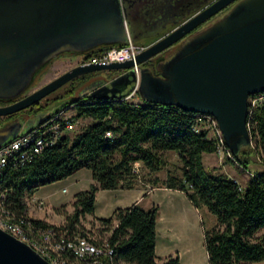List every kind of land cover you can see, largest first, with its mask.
<instances>
[{
  "label": "water",
  "instance_id": "water-1",
  "mask_svg": "<svg viewBox=\"0 0 264 264\" xmlns=\"http://www.w3.org/2000/svg\"><path fill=\"white\" fill-rule=\"evenodd\" d=\"M201 1L207 0H0V98H17L0 105V116L31 106L82 74L116 69L122 72L95 81L81 94L106 98L137 85L146 101L211 113L239 157L252 148L248 97L264 92V0H212L185 16ZM129 21L141 36L180 22L135 58L78 63L24 94L36 73L60 53L126 41ZM37 120H44L43 115ZM27 126L19 118L5 122L0 146L31 128L22 129ZM0 264L52 263L0 227Z\"/></svg>",
  "mask_w": 264,
  "mask_h": 264
},
{
  "label": "trees",
  "instance_id": "trees-1",
  "mask_svg": "<svg viewBox=\"0 0 264 264\" xmlns=\"http://www.w3.org/2000/svg\"><path fill=\"white\" fill-rule=\"evenodd\" d=\"M180 21L168 25L158 37ZM127 42L128 39L96 46L87 51L86 57ZM120 72L101 69L89 72L88 76L98 81ZM84 77L73 78L62 92L52 97L45 107L49 104L53 107H49L43 118L60 109L72 108L74 120L90 117L91 121L74 134L70 131L61 134L56 142L44 146L26 164L17 166L11 162L4 169L1 177L6 191L4 203L15 219H23L26 226L34 228L51 226L70 233L86 234L90 230L82 224V218L94 213L99 189L131 188L140 178L150 174L148 180L152 184L183 189L196 206H205L216 214L215 225L208 228L203 223L204 245L210 264L262 261L264 169L252 171L245 184L227 174L211 172L204 163L203 153L217 151V140L210 135L209 122L205 118L199 119L196 112L174 104L146 101L138 91L137 98H125L131 89L123 95L106 98L81 94L79 85ZM248 121L255 146L242 150L239 157L234 154V158H226L234 159L246 168L252 150L264 155V102L252 109ZM167 151H174L181 164L170 167ZM137 161L147 169L146 174L139 176L134 170ZM83 167L91 170L94 181L89 188L76 192L74 209L66 211L64 222L53 224L29 216L27 197L40 186L67 177ZM163 168H167L166 178L154 175ZM158 208L156 204L144 208L133 203L117 207L108 217H99L104 229L110 232L107 238L113 253H100L80 261V264H181L179 255H169L161 263L156 260Z\"/></svg>",
  "mask_w": 264,
  "mask_h": 264
},
{
  "label": "built area",
  "instance_id": "built-area-1",
  "mask_svg": "<svg viewBox=\"0 0 264 264\" xmlns=\"http://www.w3.org/2000/svg\"><path fill=\"white\" fill-rule=\"evenodd\" d=\"M144 47L145 45L134 42L129 36L127 43L120 46H111L86 59L81 58L79 63L123 61L135 58L136 54ZM135 69L137 74H139L137 65H135ZM136 92L137 85L124 97L133 99ZM248 102L249 116L256 105L264 102V92H256L249 95ZM196 114L199 119L205 118L209 122L210 135L217 140L216 152L220 156L227 153L229 156L234 157L225 142L217 118L207 112H196ZM77 122L78 120H74L68 110L63 108L47 116L29 130L20 132L12 140L0 146V227L28 242L52 264H80V261L95 257L100 253L112 254L113 248L107 238L110 233L109 230L104 229V225L100 224L97 227L103 229L104 235L98 236L90 229L86 234H82L58 230L51 226L45 228H34L32 225L26 226L25 221L23 219H15V215L5 205L6 191L2 187L1 177L9 163L12 162L20 166L31 161L42 151L44 146L56 142L61 134L74 129ZM247 122L249 126V121L247 120ZM134 170L136 172L139 170L136 164ZM235 180L238 179L235 178ZM35 202L40 208L44 205L42 199H35ZM29 216L31 215L29 214Z\"/></svg>",
  "mask_w": 264,
  "mask_h": 264
},
{
  "label": "crops",
  "instance_id": "crops-1",
  "mask_svg": "<svg viewBox=\"0 0 264 264\" xmlns=\"http://www.w3.org/2000/svg\"><path fill=\"white\" fill-rule=\"evenodd\" d=\"M169 152L170 151L166 152L167 156ZM214 152L217 155V152ZM168 160L170 162L169 166L172 167L174 162L169 156ZM175 164L180 165L181 162L178 161ZM136 165L139 169V176L141 174H146L147 169L142 166L140 161H137ZM248 170L251 169L248 168ZM258 170L259 169H253V171ZM80 171L81 168L67 176L69 178L74 175L71 184L63 185L61 190L63 192H69L70 190L71 194L69 195L70 197L68 196L61 202L59 201L60 203H54L56 200L54 197L55 195L48 188H45L44 185L36 190L31 196V203L35 204V199H42L45 207H49L47 210L48 217L41 215L39 218L48 220L51 212H54V208L62 204H66L64 206L66 211H72L76 192L86 189L94 181L91 172L86 171V174L81 175ZM154 175L159 176L161 179L166 178L167 168L159 170ZM227 175L241 180L235 173ZM243 176L248 180L249 176L245 170ZM85 177H88V180L81 186L80 181ZM150 177V174H147L145 177L140 178L139 182L131 188L99 189L96 195L95 211L93 214H87L88 218L94 219L95 222L99 220V217L110 216L117 207H126L133 203H139L144 208H150L152 205L156 204L159 207L157 215L156 260L161 263L169 255H179L181 264H210L207 251L205 250V252H202L200 245L197 242L195 243L193 239L194 232L198 233L199 230L203 231L205 213L208 214L210 210L205 206H196L183 189L169 187L163 184L154 185L148 180ZM98 206L99 213L97 212ZM210 215L211 223L215 225L217 219L212 216V214ZM246 264H264V259L260 262Z\"/></svg>",
  "mask_w": 264,
  "mask_h": 264
},
{
  "label": "rangeland",
  "instance_id": "rangeland-1",
  "mask_svg": "<svg viewBox=\"0 0 264 264\" xmlns=\"http://www.w3.org/2000/svg\"><path fill=\"white\" fill-rule=\"evenodd\" d=\"M203 3H204V1H201L197 6H193L192 9L190 10V12H188L185 16H189V14L192 13L194 9H196L198 6H201ZM172 24H170L168 27H170ZM167 28L154 27L151 31V34L146 35V36H141L138 34V31L135 28L134 24L130 21L128 23L129 34H130V37L132 38V40L136 43H140L143 45L148 44L152 40L155 41L156 40L155 38L158 37L160 34H162ZM175 47H176V45L172 46L170 49L165 51L164 54L167 55ZM81 58L82 57H80L76 54H71V53L55 56L51 61H49L46 65H44L36 73L34 79L32 80V82L30 84V86L26 89V91L24 93L26 94V93L34 90L35 88L46 83L47 81H49L53 77L57 76L58 74H60L64 70L70 68L71 66H73L75 64H78ZM68 82L63 84L58 89L52 91L48 95H46L42 99L41 102L42 103L48 102L56 94L62 92V90L68 85ZM81 85H82V83L79 85V88H81ZM135 98H137V96H135ZM68 113L73 114L74 109H72V108L69 109ZM37 121L38 120L36 118L28 120V126L23 127L22 129H24V130L29 129L30 127L36 125ZM90 121H91L90 117H84V118L82 117V118L78 119V122H77L75 128L70 131V134H74L76 131L80 130L84 124H86ZM254 146H255V142L252 139V148ZM168 156L174 162L172 166L177 165L175 163L180 161L178 159L177 154L174 151H170ZM228 156H229V154H227V153H226V155L224 154L223 156H220L218 153L216 155L215 152H205L204 153V161H205L207 168L215 174H229V175H232L233 173L237 174L241 178V180H239V179L238 180L242 184H245L247 182V179L243 176L244 170L247 172V175L250 177L253 169H256V170L259 169V171L264 169V155L256 153L255 150H252V152L250 154L251 161L248 164V168H250L252 171L248 170V168H246L243 165L239 164L238 162L234 161V159L233 160L226 159ZM229 157H232V156H229ZM232 158H234V157H232ZM220 160L223 162H221ZM224 164H227V165H224ZM86 171L91 172L88 168L83 167V168H81L80 174L81 175L86 174ZM72 177H74V175L70 176L69 178L64 177V178L58 179L56 181L44 184L45 188H48L55 195L54 197L56 200L54 203H57L59 201L61 202L64 198L68 197L71 194L70 190H69V192H65V191L63 192L61 190V187L65 184H68V185L71 184ZM87 180H88V177H85L82 181H80L81 182L80 185L81 186L84 185ZM85 187H87V186H85ZM87 188H89V187H87ZM31 196L27 197L28 214H30L31 216H34V217H38V218L41 215L48 217L47 210L49 207L46 208L45 205H43V207L40 208V207H38L37 202L35 204H32L31 203L32 202ZM65 205L62 204V205L55 207L54 212L53 211L51 212L50 218L47 221L50 223H53V224H61L62 222H64L65 216H66V209L64 207ZM72 208L74 209V206H72ZM97 212L99 213V206L97 208ZM102 213H105V212H102ZM210 214H212V216H214L217 219V216L215 213H213L211 211L208 214L205 213L204 221H205V224L207 225L208 228L213 226L211 223L212 221L210 219L211 218ZM82 224L87 229L93 230L95 235H98V236L104 235V233L102 232L103 230L101 231V229H99L97 227L101 224V222L99 220L94 222V219H89L88 216L85 215V217L82 218ZM196 233L197 232L193 233V239H194L195 243L197 242L200 245L202 252H205L206 249H205V245H204L203 231L199 230L198 233L197 234ZM122 264H134V263L123 262Z\"/></svg>",
  "mask_w": 264,
  "mask_h": 264
},
{
  "label": "flooded vegetation",
  "instance_id": "flooded-vegetation-1",
  "mask_svg": "<svg viewBox=\"0 0 264 264\" xmlns=\"http://www.w3.org/2000/svg\"><path fill=\"white\" fill-rule=\"evenodd\" d=\"M230 6H231V4L228 5L226 8L222 9L221 11H219L210 20H208L207 22H205L202 25H200L198 27V29L201 28V27H203V26H205V25H207L208 23L212 22L213 20H215L216 18L220 17L221 15H223L230 8ZM68 53L76 54V55H78V56H80V57H82L84 59L87 58L86 57L87 52H71V51H66V52L60 53L59 55L68 54ZM88 73H85V74L80 75V76H85V77L83 79H81L82 80V82H81L82 85H81V88H79V91H82V90H84L86 88H89L95 82L94 80H92L93 78H90L88 76ZM109 78H107V79H109ZM22 95H20V97ZM16 99L17 98H0V105L9 104V103L13 102ZM42 99H40L38 102L32 104L31 106H28L26 108L20 109V110H18L16 112H13V113L8 114V115H5V116H0V126L3 125L5 122L10 121V120H13V119H16V118H19L23 122H25V121H28V120H31V119H35V118L37 119L39 115H44L48 111V109L51 106V104H49L48 106L45 107V104L47 102L42 103L41 102Z\"/></svg>",
  "mask_w": 264,
  "mask_h": 264
}]
</instances>
